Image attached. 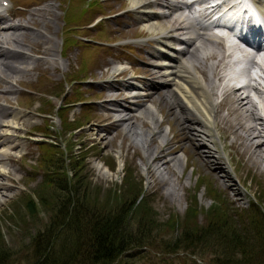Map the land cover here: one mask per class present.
I'll return each mask as SVG.
<instances>
[{
	"label": "rangeland",
	"instance_id": "374dc122",
	"mask_svg": "<svg viewBox=\"0 0 264 264\" xmlns=\"http://www.w3.org/2000/svg\"><path fill=\"white\" fill-rule=\"evenodd\" d=\"M11 1L12 9L3 15L8 16L10 23L22 25L23 28L16 31L26 34L25 39L21 40L25 46L20 51L28 58L21 60L15 53L8 54L16 61L21 60L23 65L26 64L24 67L27 70L15 71L14 77L4 83L15 93L0 94V106L23 117L24 126L20 128L26 134L21 141L18 140L19 150L14 153L17 156L15 163L4 161L6 170L16 171L13 175L18 180L12 185V192H6L7 196L0 201V235L12 251L22 250L12 258V264H19L26 252L23 251L27 248L26 240L23 239L26 232L21 233L20 230L23 222L29 223L32 220V225L27 226L35 229L45 225L53 203V183L63 176L67 177L66 182L68 180L70 185L80 179L79 192L87 193L88 200H95L97 205L105 204L106 195H110V192L115 191L118 196L126 188L131 187V191L139 189L143 204L135 205L139 212L133 218L140 219L145 214L158 225L172 226L174 229L177 227V231L184 227L203 225L206 218L210 217L208 211L223 210L224 205L244 211L255 204L264 212V158L247 146L245 133L237 127L238 122L247 121L245 115L238 112L229 116V110L235 108L234 104L231 107L222 106L218 113L220 118H228L227 123L226 120L218 121L219 127L230 125V133L225 135L222 132L221 137L225 139L218 142H215L216 133H212L215 142L212 154L218 162L217 167L223 172L219 173L200 154L199 142L186 140L190 136L180 125L181 120L174 117L175 109L172 113L167 106L164 89L147 91L149 97L145 95L144 101H138L137 105L132 106L126 90L108 92L110 86L118 87L122 82L134 79L136 81L133 83L136 84L138 77L156 82L155 70L149 67L150 60L145 53L153 45L146 41L150 34L128 12V0H99L98 3L89 0L96 7L90 2L91 7L89 1L85 0H81L82 4H76V0L71 3L68 0ZM90 7L93 11L88 14L86 9ZM71 18L74 20L70 22ZM66 22H69L67 29L79 28L76 33H68L69 38L77 37L82 40L81 43H91L89 45L95 47L92 62L89 54L93 48L90 46L79 44L61 52L65 39L62 30ZM96 23L95 27L88 29ZM38 32L43 39L34 37L29 41ZM218 41L220 44L215 47L219 48L222 41L214 39L215 43ZM196 57L199 62L200 56ZM225 60L220 68L222 70ZM117 65L128 69L112 77V68ZM81 66L85 67L82 72L79 70ZM10 71L14 72V69ZM220 71L215 79V104L225 102L218 88ZM79 79L80 84L73 82ZM141 84L143 86L146 83L142 80ZM1 87L0 84V90ZM262 88L264 85L259 89ZM108 98H113L115 103L106 104ZM81 100L93 103L92 111L91 105L79 104ZM156 101L159 104L155 117L159 119L160 129L166 132V144L161 145L160 140L153 137L152 148L159 147L160 157H166L176 149L174 154L183 165L182 172L175 170L174 177L170 179L175 183L174 195L167 192L158 174L146 171L141 145L133 144L123 132L122 126L113 121L115 114L109 112L117 103L123 107L117 113L121 110V113H126L130 109L140 110L143 104L155 105ZM256 107V117L263 119V112ZM130 115H134L133 132L137 131L138 126L145 134L149 125L140 122L136 114ZM169 168L173 169L171 164ZM124 174L127 181L125 186ZM143 208L145 210L140 211ZM35 212L37 215L34 216ZM24 231L32 230L27 228ZM168 232L171 233L165 228L160 234L166 235ZM125 256L127 258L121 257L114 264L131 259L134 264H160L161 260L167 264H200L187 253L166 255L149 248L130 251Z\"/></svg>",
	"mask_w": 264,
	"mask_h": 264
},
{
	"label": "bare ground",
	"instance_id": "6f19581e",
	"mask_svg": "<svg viewBox=\"0 0 264 264\" xmlns=\"http://www.w3.org/2000/svg\"><path fill=\"white\" fill-rule=\"evenodd\" d=\"M221 1L228 3V0ZM253 3H255L256 7L264 11V0H254ZM128 4L130 7L128 12H130L134 16L136 22L150 34L148 41L153 44L149 51V55L153 60L151 59L149 66L152 70H155L154 73L157 80L150 89L154 90V92L157 89L160 90V88L165 90L167 106L170 107L172 113H174L173 109H175L176 114L172 115L181 120L182 123L180 125L183 126V129L186 130L190 136L186 140L190 142L192 140H194V142H199L201 148L200 154L205 161L215 166V172L219 171V173H223L220 167H217L218 162L216 163L212 150L215 146V142L225 139L223 136L221 137L222 132L227 135L232 130L230 125H226L222 128L219 127L218 121L226 120V123L228 122V118L219 117V110L222 106L228 105L231 107V105L234 104L235 108L229 110V116L234 113L238 114V112H242V114L245 115L248 122L246 120L245 122H240V124L236 122L237 127L240 131L245 133L244 140L248 142L247 146L251 147L253 152L261 154V157L264 158V118L256 117L258 113L256 106H258L264 114V99L262 102L260 100V104L253 103L248 96H243L242 94L248 87H250L253 92L257 90L254 87L244 85L237 89L224 90V103L215 104L213 102V97L215 96L214 90L215 88L217 89L215 79L218 71H222L220 68L225 60V56L224 53L220 51L222 48L220 46L219 48L218 46L215 47L216 44L213 43L214 41L211 38L206 37L204 34L198 35L202 25L198 22L196 24L190 22L185 15H183V10L187 9L185 7L186 5L183 8V6L178 4L175 0H128ZM239 6H242V4ZM216 7L218 6L214 2L213 11H215ZM219 12L220 11H218L217 14L221 15ZM38 18L42 19L41 17ZM0 25V84L2 85L0 94L11 95L15 92L9 90V88H7L9 86L6 87L4 83H7L8 79L12 78L15 71L22 72L23 69L27 70V68H25L26 64L23 65L21 60H27L28 58H25V53L20 51L23 49V46H25V44L21 43V40L25 39L26 34H20L19 31H16L18 28H23L21 27L22 25L10 23L8 16L6 17L3 14H0ZM194 33H196V35H192ZM34 37L38 38V40L43 39L42 34L38 32L35 33L29 41H32ZM46 38L49 37L46 36ZM207 46H210V48ZM11 52L17 54L21 60L16 61L14 58L9 57L8 54ZM17 55L16 58L18 57ZM198 55L200 56L199 62L196 61L198 60V57H196ZM15 64H17V66H15ZM258 68V72L264 76V66L261 65ZM10 69H14V72H11ZM118 70L116 67L112 68V77L119 76L120 71ZM124 72L126 71L124 70L122 73ZM231 79L237 82L240 76H232ZM257 79H260V77H257ZM122 83H119L118 87L116 86L117 88L110 86L108 92L114 93L115 91L123 92V90H126L128 94L127 98L131 101V106L134 104L137 105L138 101L142 102L144 98L149 97V95L145 97V94L143 95L141 92L140 94L138 92L139 89L130 82L126 81ZM157 101L155 105L145 106L143 104L144 106L141 105L140 110L130 109V111L126 113H121L122 110L120 113H117L119 109L123 108L117 103L109 109V112L115 114L113 121L118 123V126H122L123 132L133 141V144L138 146L139 144L141 145L146 171L158 174V179L160 182H164L163 184L165 188H167V192L174 195L175 183L173 180L170 181V179L174 177L175 170L182 172L183 165H181L180 159L174 154L176 149L170 151L166 157H160L159 147L152 148L153 137L160 140L161 145L166 144V132L160 129L159 119L155 117L157 104H159ZM110 103H115L113 98H108L106 104L109 105ZM130 113L136 114L138 117L136 115L135 117L138 118L140 122H145L149 125L145 134L140 130V127L138 129V126L137 128L135 126L137 131L133 132L134 128L132 129V126L135 123L132 117L134 115H130ZM7 117L10 118L9 121ZM22 120L23 117L19 114L12 113L8 111V108L0 106V201H3L2 198L7 196L5 193L11 191L13 189L12 185L16 184L18 181L13 175L16 171L6 170L4 161H8L12 164L16 161L17 156L14 153L19 150L18 140L21 141L24 135H26L25 131L21 129L24 126ZM212 133H214V135L216 133L217 135H215V142L213 141L214 136H212ZM142 137L143 141H141ZM203 149H206V151H203ZM169 164L172 165L173 169L169 168ZM5 166L7 167V165ZM164 176L166 177L165 179L163 178Z\"/></svg>",
	"mask_w": 264,
	"mask_h": 264
},
{
	"label": "trees",
	"instance_id": "16d2710c",
	"mask_svg": "<svg viewBox=\"0 0 264 264\" xmlns=\"http://www.w3.org/2000/svg\"><path fill=\"white\" fill-rule=\"evenodd\" d=\"M64 35L70 44L73 39ZM123 178L125 186V174ZM66 179L63 176L53 183V203L45 225L35 229L27 226L32 220L23 222L20 230L26 232L27 248L19 264H114L130 251L144 248L166 255L187 253L200 264H264V212L259 205L238 211L223 204V210L207 212L210 217L203 225L177 231V227L158 225L145 214L133 218L138 211L135 205L143 204L139 189L129 187L118 196L110 192L105 204L98 206L95 200H88L87 193L79 192L80 179L72 186ZM27 228L32 231H24ZM165 228L171 233L161 235ZM20 252L8 248L0 235V264H12ZM162 261L160 264H167Z\"/></svg>",
	"mask_w": 264,
	"mask_h": 264
}]
</instances>
